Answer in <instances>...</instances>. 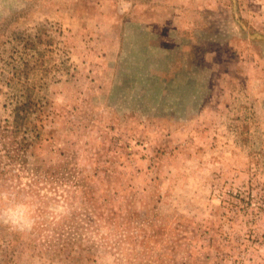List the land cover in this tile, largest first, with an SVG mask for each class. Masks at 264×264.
<instances>
[{"label": "rangeland", "instance_id": "374dc122", "mask_svg": "<svg viewBox=\"0 0 264 264\" xmlns=\"http://www.w3.org/2000/svg\"><path fill=\"white\" fill-rule=\"evenodd\" d=\"M0 264H264V0H0Z\"/></svg>", "mask_w": 264, "mask_h": 264}, {"label": "clouds", "instance_id": "9594fccd", "mask_svg": "<svg viewBox=\"0 0 264 264\" xmlns=\"http://www.w3.org/2000/svg\"><path fill=\"white\" fill-rule=\"evenodd\" d=\"M0 223L14 232L28 233L36 223V205L28 193L0 190Z\"/></svg>", "mask_w": 264, "mask_h": 264}]
</instances>
